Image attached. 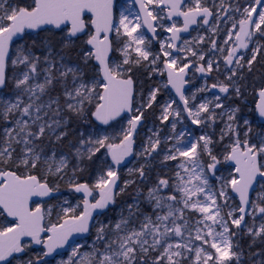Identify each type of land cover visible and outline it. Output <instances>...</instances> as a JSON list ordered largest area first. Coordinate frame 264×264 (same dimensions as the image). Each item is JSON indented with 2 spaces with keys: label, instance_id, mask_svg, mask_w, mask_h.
Wrapping results in <instances>:
<instances>
[{
  "label": "snow or ice",
  "instance_id": "obj_1",
  "mask_svg": "<svg viewBox=\"0 0 264 264\" xmlns=\"http://www.w3.org/2000/svg\"><path fill=\"white\" fill-rule=\"evenodd\" d=\"M53 261L264 264V0H0V264Z\"/></svg>",
  "mask_w": 264,
  "mask_h": 264
},
{
  "label": "rangeland",
  "instance_id": "obj_2",
  "mask_svg": "<svg viewBox=\"0 0 264 264\" xmlns=\"http://www.w3.org/2000/svg\"><path fill=\"white\" fill-rule=\"evenodd\" d=\"M128 2H129V0H121V2H119V3L126 6L128 4ZM163 36H164V34H162L161 38H163ZM153 47H154V49H158L159 48V44L156 47H155V45H153ZM201 83H202V81H200V80L194 81V85L195 86H199ZM151 119H152V117H150V120ZM148 126L149 127L151 126V121L148 123ZM169 163L171 164V163H174V162H169ZM62 195H63V197H67L69 199V201H71L73 203H75L76 200L79 198V194H73V192L70 189H68V188L65 189L64 192L62 191ZM74 195H77V196H74ZM247 219H249V217H247ZM258 223H259V217L257 218V224ZM59 259H60V257L56 258V260H59ZM53 264H55V261H53Z\"/></svg>",
  "mask_w": 264,
  "mask_h": 264
},
{
  "label": "trees",
  "instance_id": "obj_3",
  "mask_svg": "<svg viewBox=\"0 0 264 264\" xmlns=\"http://www.w3.org/2000/svg\"><path fill=\"white\" fill-rule=\"evenodd\" d=\"M259 66H257V68H258ZM210 83H211V81H209ZM158 114V113H157ZM152 120V119H151ZM150 120V118H149V122L151 121ZM166 171V170H165ZM65 189H67V187L65 186V187H63L62 188V191L64 192L65 191ZM74 196H77V195H74ZM111 214V213H110ZM249 220V222H250V218L248 219ZM250 237H244L242 240H241V243L243 244V245H247L249 242H250ZM259 246V244L257 245V247Z\"/></svg>",
  "mask_w": 264,
  "mask_h": 264
},
{
  "label": "water",
  "instance_id": "obj_4",
  "mask_svg": "<svg viewBox=\"0 0 264 264\" xmlns=\"http://www.w3.org/2000/svg\"><path fill=\"white\" fill-rule=\"evenodd\" d=\"M121 0H118V3L120 2ZM150 35V34H149ZM188 35L187 34H185V37H187ZM246 219H247V217H246ZM36 248L38 249L39 248V246H36ZM57 258V257H56ZM49 260H52V257H49L48 258Z\"/></svg>",
  "mask_w": 264,
  "mask_h": 264
},
{
  "label": "flooded vegetation",
  "instance_id": "obj_5",
  "mask_svg": "<svg viewBox=\"0 0 264 264\" xmlns=\"http://www.w3.org/2000/svg\"><path fill=\"white\" fill-rule=\"evenodd\" d=\"M120 2H121V1H120ZM195 34H196L195 32L192 33V35H195ZM164 35H166V34H164ZM185 38H189V37L187 36V37H185ZM154 45H155V47H156V46L158 45V43H155ZM197 75H199V74H197ZM209 83H210V82H209Z\"/></svg>",
  "mask_w": 264,
  "mask_h": 264
}]
</instances>
